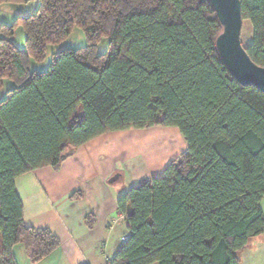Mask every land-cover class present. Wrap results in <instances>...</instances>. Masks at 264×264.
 <instances>
[{
    "label": "trees",
    "instance_id": "16d2710c",
    "mask_svg": "<svg viewBox=\"0 0 264 264\" xmlns=\"http://www.w3.org/2000/svg\"><path fill=\"white\" fill-rule=\"evenodd\" d=\"M29 0H0L26 4ZM0 31V264L21 245L32 264L59 240L27 227L15 179L57 170L107 133L176 128L187 149L117 202L129 235L109 264H241L264 234V93L241 86L215 49L222 29L208 0H38ZM245 51L264 68V0H240ZM25 33L24 48L13 41ZM82 30L86 45L49 47ZM108 40L106 53L98 52ZM73 195L71 200L80 198ZM94 217L85 225L94 227Z\"/></svg>",
    "mask_w": 264,
    "mask_h": 264
},
{
    "label": "crops",
    "instance_id": "0c3cea01",
    "mask_svg": "<svg viewBox=\"0 0 264 264\" xmlns=\"http://www.w3.org/2000/svg\"><path fill=\"white\" fill-rule=\"evenodd\" d=\"M133 131L142 130L107 133L80 146L57 170L44 167L15 179L24 224L49 230L60 242L55 252L36 264H102L117 254L129 235L118 200L141 182L160 176L187 149L184 144L182 151L146 162L137 153H128L125 142L148 143L158 132L143 136ZM115 176L117 180L109 184ZM77 194L81 197L71 200ZM260 207L264 215V198ZM91 215L95 224L88 229L85 219ZM19 246L12 249L16 264H32ZM240 259L241 264H264V234L249 242Z\"/></svg>",
    "mask_w": 264,
    "mask_h": 264
},
{
    "label": "rangeland",
    "instance_id": "374dc122",
    "mask_svg": "<svg viewBox=\"0 0 264 264\" xmlns=\"http://www.w3.org/2000/svg\"><path fill=\"white\" fill-rule=\"evenodd\" d=\"M38 0H29L26 4H3L0 6V27L6 26L11 27L14 22L21 17H27L36 12L38 9ZM252 29L249 23L243 24L241 41L244 48H246L251 40ZM3 36V33L0 31V37ZM14 45L22 49L24 48L25 43V33L23 28L20 25H16L14 28V35L12 38ZM86 45L85 37L81 29L74 28L71 36L61 42L57 46L49 47L47 50V60L43 64L33 63L32 68L37 71H46L48 68L52 55L58 53L61 50L66 48H82ZM108 48V40H102L98 45V52L100 54L106 53ZM13 88V84L9 81L4 82L3 89L0 91V101L3 100L6 96V93L9 89ZM153 131L142 130V131H133L140 132L141 135H151L154 136V139L148 140V143L137 144L139 141L134 139H127L125 142L127 144L128 153H137L143 160L148 162L150 159L159 160L163 157H166L169 153H176L179 150H183V147L186 144L180 135L179 131L176 128H165V127H156ZM159 131H158V130ZM154 132H158L154 134ZM154 134V135H153ZM143 140V139H142ZM130 142H134V146L130 145ZM142 142V141H140ZM126 148V150H127ZM130 155V154H129ZM21 248L24 250L21 246ZM20 258V257H19ZM21 261V260H19Z\"/></svg>",
    "mask_w": 264,
    "mask_h": 264
},
{
    "label": "water",
    "instance_id": "95a60500",
    "mask_svg": "<svg viewBox=\"0 0 264 264\" xmlns=\"http://www.w3.org/2000/svg\"><path fill=\"white\" fill-rule=\"evenodd\" d=\"M222 29L215 49L228 73L244 87L264 93V68L255 65L242 45L243 21L240 0H208ZM117 176L109 180L113 184Z\"/></svg>",
    "mask_w": 264,
    "mask_h": 264
},
{
    "label": "built area",
    "instance_id": "2783aa9c",
    "mask_svg": "<svg viewBox=\"0 0 264 264\" xmlns=\"http://www.w3.org/2000/svg\"><path fill=\"white\" fill-rule=\"evenodd\" d=\"M109 263H110L109 259H104L102 264H109Z\"/></svg>",
    "mask_w": 264,
    "mask_h": 264
}]
</instances>
